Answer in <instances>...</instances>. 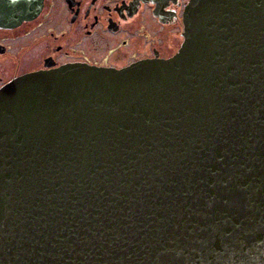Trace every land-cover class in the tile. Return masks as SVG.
<instances>
[{"label": "water", "instance_id": "1", "mask_svg": "<svg viewBox=\"0 0 264 264\" xmlns=\"http://www.w3.org/2000/svg\"><path fill=\"white\" fill-rule=\"evenodd\" d=\"M182 36L0 90V264H264V0H190Z\"/></svg>", "mask_w": 264, "mask_h": 264}, {"label": "flooded vegetation", "instance_id": "2", "mask_svg": "<svg viewBox=\"0 0 264 264\" xmlns=\"http://www.w3.org/2000/svg\"><path fill=\"white\" fill-rule=\"evenodd\" d=\"M190 0H0V90L31 73L168 60Z\"/></svg>", "mask_w": 264, "mask_h": 264}]
</instances>
